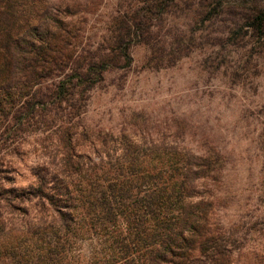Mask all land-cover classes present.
Instances as JSON below:
<instances>
[{"label":"trees","instance_id":"obj_1","mask_svg":"<svg viewBox=\"0 0 264 264\" xmlns=\"http://www.w3.org/2000/svg\"><path fill=\"white\" fill-rule=\"evenodd\" d=\"M174 7L120 0L92 42L91 2L0 0V264H264V164L229 221L220 146H179L180 129L156 142L139 114L118 132L88 122L136 47L144 69L186 57L189 40L162 34Z\"/></svg>","mask_w":264,"mask_h":264},{"label":"rangeland","instance_id":"obj_2","mask_svg":"<svg viewBox=\"0 0 264 264\" xmlns=\"http://www.w3.org/2000/svg\"><path fill=\"white\" fill-rule=\"evenodd\" d=\"M83 1L98 6L87 31L95 42L120 0ZM165 19L166 38L191 42L186 57L144 69L150 52L136 47L133 69L125 80L113 74L95 92L87 119L95 129L118 132L139 114L156 142L174 145L180 129L179 146H220L229 156L227 186L236 196L224 214L232 221L246 200L256 203L264 164V0H175Z\"/></svg>","mask_w":264,"mask_h":264}]
</instances>
